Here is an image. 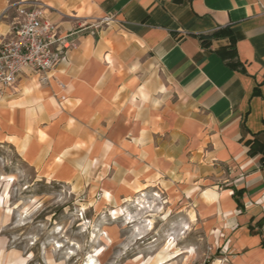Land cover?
Here are the masks:
<instances>
[{
    "label": "crops",
    "instance_id": "1",
    "mask_svg": "<svg viewBox=\"0 0 264 264\" xmlns=\"http://www.w3.org/2000/svg\"><path fill=\"white\" fill-rule=\"evenodd\" d=\"M235 5L240 9L234 10ZM45 7L61 23L74 22L76 29L88 22L83 34L85 38L92 34V39L72 50L74 59L67 75L34 84L24 74L14 88L0 90V144L12 146L22 163L38 176L41 172L44 179L53 175V182L64 184L73 178L75 162L84 156H104V140L115 145L108 155L117 165L138 170L148 161L138 159L132 141L146 127L159 129L149 134L154 163L161 168L174 167L163 159L172 156L203 172L206 169L200 161L205 152L229 159V151L241 146L251 149L249 157H264V0H92L88 5L69 4L71 15L68 9ZM0 9H5L0 22L16 19V11L7 9L5 0H0ZM106 17L112 20L101 23ZM221 29L230 31L233 42L213 36ZM229 53L234 54L233 59L227 57ZM136 62L145 68L155 66L159 82L170 89L168 103L151 112L152 123L147 126L137 113L150 109L156 81L145 85L140 73L134 75L130 68ZM231 62L236 66L231 67ZM62 67L58 65L56 71L61 72ZM174 136L179 139L173 140ZM49 147L45 159L42 154ZM66 149L71 152L59 166L55 158ZM259 163L264 166V159ZM214 167L218 173L232 176V166L225 160ZM116 171L110 166L109 180ZM207 179L202 191L211 201L216 193L207 189L218 181L216 176ZM174 187L182 190L186 186L177 183ZM219 187L235 193L231 200L245 217L241 228L246 230L238 229L239 234L230 237V264H264V215H247L243 203L245 194L264 190V183L251 189L235 183ZM86 189L90 196L93 185ZM152 191L159 193L160 188ZM170 195L175 199L176 193L171 191H165L164 198ZM120 199H125L123 191ZM230 207L231 203L225 204V210ZM201 211L206 222L200 234L206 238L217 217L209 205L201 204ZM209 254L212 262L223 255L222 249ZM154 257L147 254L142 261L147 264ZM134 260L138 262L139 256Z\"/></svg>",
    "mask_w": 264,
    "mask_h": 264
},
{
    "label": "clouds",
    "instance_id": "2",
    "mask_svg": "<svg viewBox=\"0 0 264 264\" xmlns=\"http://www.w3.org/2000/svg\"><path fill=\"white\" fill-rule=\"evenodd\" d=\"M5 2L7 9L15 10L18 16L11 23L0 22V88L5 84L14 85L24 74L31 76L34 84L36 81L46 82L52 76L67 75L74 59L72 49L85 39L91 40L92 34L87 38L83 34L88 30V22L82 23L80 28L76 29L74 22L61 23L60 18L54 16L45 5L68 9V14L71 15L69 4L88 5L92 0ZM240 7L235 5L234 10H239ZM4 11L5 9H0V15H3ZM65 49H69L68 52H65ZM58 65L63 66L61 72L56 71ZM154 69L155 66L145 68L138 62L130 68L134 75L140 73L144 77L145 85L156 81V86L152 89L150 109L146 113H137V118L142 119L146 126L152 123L151 112L158 111L170 99V89L159 82ZM71 123L75 124V121ZM153 130L159 129L146 127L140 138L132 141L138 159L141 162L148 161L138 170H124L117 165L108 155L114 152L115 145L111 140H104L103 144L107 149L104 156L91 159L84 156L74 163L71 180L65 181L59 190L53 189L44 195L34 194L36 181L32 180L28 169L12 159L0 157V234L10 233V238L0 235V264H69L73 257H76L74 264H101L99 257L116 242L117 238L113 233L125 230L124 238L119 242L120 251L116 253L112 264H119L134 248L143 247L155 251L159 246H162L161 252L147 264H167V261H172V264H195L205 255V243L209 246L208 253L214 254L216 249H222L223 255L214 259L212 264H230L233 244L230 237L233 233L239 234L238 229L246 230L241 228L245 217L236 207L235 201L231 200L235 193L231 190L225 191L219 184L235 183L237 187L249 189L259 186L264 183V166L259 163L264 157L260 154L249 157L247 154L251 149L241 146L238 150L229 151V159L205 152L200 161L206 169L203 172L199 166H184L172 156L163 158L174 165L172 169H165L154 163L156 157L152 151L153 141L149 134ZM178 139L179 137H173V140ZM50 152L51 148H46L42 154L43 158L46 159ZM70 152L71 149H66L56 157L57 165L62 166ZM106 158L108 163H105ZM73 160L76 161V158L73 157ZM220 160H225L232 166L231 177L222 172L218 173L215 169L216 162ZM5 166L11 167L16 174L10 177L3 175ZM110 166L117 170L111 180L108 179ZM148 173L151 175L148 176ZM44 175L41 172L36 180L43 179ZM129 176L134 178L128 180ZM165 176H170L171 181L166 182ZM211 176H216L218 182L212 183L207 189L216 193V198L209 201L205 191H202V186L209 183L207 178ZM54 179L53 175H49L46 183L51 186ZM142 179H146L147 183L142 184ZM13 182L17 186L11 195L18 197L19 202L9 208V190L12 189ZM56 182L59 183V180ZM177 183L186 187L178 190L174 187ZM90 184L93 189L86 198L85 189ZM157 187L160 188L159 193L152 191ZM145 188L149 191H145ZM29 189L32 194L25 196V191ZM121 191L125 194L123 200L120 199ZM165 191L176 193L175 199L171 195L165 199ZM136 193L138 195H135ZM73 197L75 208L70 211L65 206L73 201ZM177 203L183 207L175 208ZM226 203H231L227 210ZM243 203L247 215H264V190L252 196L245 194ZM201 204L211 206L212 214L217 219L212 228L207 229L206 238L197 236L194 243H189L190 237L199 233L205 226ZM60 207L68 214L66 221L55 223L52 215H48L45 220H38L43 213ZM89 209L94 210V215L91 219H86L85 213ZM53 223L55 226H51ZM74 225L77 230H73ZM37 245L38 252L34 254L33 250ZM17 246H21L22 250L17 251ZM6 256L10 259H5ZM177 257L180 259H176ZM129 264L133 262L129 261ZM141 264H144L142 258Z\"/></svg>",
    "mask_w": 264,
    "mask_h": 264
},
{
    "label": "rangeland",
    "instance_id": "3",
    "mask_svg": "<svg viewBox=\"0 0 264 264\" xmlns=\"http://www.w3.org/2000/svg\"><path fill=\"white\" fill-rule=\"evenodd\" d=\"M0 157H5L6 159H12L14 162H17L19 164H21L24 168L28 169L31 173L32 176V180L36 181V191H35V195H44V194H49L53 189L55 190H59L60 186L63 185L61 183H57V182H53V184L51 186H49L46 183L47 179H40V180H36V178L38 177V175L34 172V170L30 167H28L27 165H25L24 163H22V161L19 159L15 149L12 146H9L7 144H0ZM15 171L11 168V167H7L5 166L3 169V175L5 176H13L15 175ZM0 184H2V182H0ZM16 183L13 182L12 183V189H10V198H9V208L14 207L15 204H17L19 202L18 197L16 196H12L11 192L12 190H14L16 188ZM2 190V189H0ZM32 194L31 189L26 190L24 195L28 196ZM85 197H89L88 193H87V189H85ZM74 199L75 197H73V201H70L69 205H66L65 207H68L70 211H73L75 208L74 205ZM18 211V209H17ZM54 213V214H53ZM48 215H52V220L55 223H61L66 221L67 219V213L64 212V208L60 207V208H56L51 210L50 212H46L43 213L40 217H38V220H45L46 217ZM94 215V210L93 209H89L86 213H85V218L86 219H91L92 216ZM12 218H13V222L15 220V212H13L12 214ZM61 218H64V220L62 221ZM55 223H53L51 226H55ZM79 223V222H78ZM118 227V226H116ZM73 230H77L76 226H73ZM126 231V230H125ZM125 231H119V232H114V236L117 238L116 242H114L111 247H109L100 257L99 259L101 260V264H112V261L115 258V255L118 251H120L119 248V242L123 240L124 235H125ZM0 235H5L8 236L10 238V233H3ZM197 236H202L199 233H194L191 237L190 240L188 241L189 243H194L197 239ZM77 239H81L80 237H77ZM101 246H103V242H101ZM179 247V246H177ZM38 248L39 246L37 245L36 248L33 250L34 254L36 252H38ZM208 246L204 245V249L203 252L205 253V255H203L198 261L195 262V264H212V260H211V256L210 254L207 252ZM21 246H17V251H21ZM162 250V246H159L156 248L155 251H150L148 249H145L143 247L140 248H134L133 250H130L119 262V264H129V261L133 262V264H141V258L143 256H146L147 254L151 255H155L158 256L159 253ZM10 251V249H9ZM82 255V254H81ZM139 256V261L136 262V260H134L136 258V256ZM5 259H7L5 257ZM59 259V256H57V260ZM76 261V257H73L72 260L69 261V264H74V262ZM145 263V262H144ZM31 264V262H30Z\"/></svg>",
    "mask_w": 264,
    "mask_h": 264
},
{
    "label": "trees",
    "instance_id": "4",
    "mask_svg": "<svg viewBox=\"0 0 264 264\" xmlns=\"http://www.w3.org/2000/svg\"><path fill=\"white\" fill-rule=\"evenodd\" d=\"M213 36L218 37V38H220V37H228L230 42H233L232 34L227 29L218 30L217 32H215L213 34ZM227 57L230 58V59H233L234 58V54L233 53H229V54H227ZM229 65L231 67H235L236 66V64H234L232 62L229 63Z\"/></svg>",
    "mask_w": 264,
    "mask_h": 264
},
{
    "label": "built area",
    "instance_id": "5",
    "mask_svg": "<svg viewBox=\"0 0 264 264\" xmlns=\"http://www.w3.org/2000/svg\"><path fill=\"white\" fill-rule=\"evenodd\" d=\"M29 11H31V9H29ZM16 14H17V16H18V12H16ZM111 20H112L111 17H106V18L103 19V21H102L101 23L108 24ZM73 49H75V48H73ZM73 49H72V50H73ZM68 50H69V49H65L64 51H65V52H68ZM57 67H58V66H57ZM16 82H17V80H16ZM15 85H16V83H15L14 85H12V86H8V84H5V86H4L3 88H0V90H1V89H5V88H6V89H7V88H8V89H12V88L15 87Z\"/></svg>",
    "mask_w": 264,
    "mask_h": 264
}]
</instances>
